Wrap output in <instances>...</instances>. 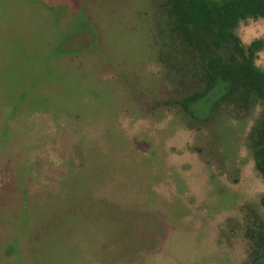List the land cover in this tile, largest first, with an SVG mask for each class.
<instances>
[{"label":"rangeland","instance_id":"rangeland-1","mask_svg":"<svg viewBox=\"0 0 264 264\" xmlns=\"http://www.w3.org/2000/svg\"><path fill=\"white\" fill-rule=\"evenodd\" d=\"M163 3L0 0V264H264V108L206 86ZM234 34L264 75V19Z\"/></svg>","mask_w":264,"mask_h":264},{"label":"trees","instance_id":"trees-1","mask_svg":"<svg viewBox=\"0 0 264 264\" xmlns=\"http://www.w3.org/2000/svg\"><path fill=\"white\" fill-rule=\"evenodd\" d=\"M162 8L171 32L189 58L197 60V70L204 83L225 90V98L246 105L248 100L264 108V75L253 66L261 41L243 48L234 30L240 21L264 19V0H164ZM193 57V58H192ZM208 83V84H207ZM250 141L255 168L264 181V111L252 129ZM264 205V196L261 200Z\"/></svg>","mask_w":264,"mask_h":264}]
</instances>
